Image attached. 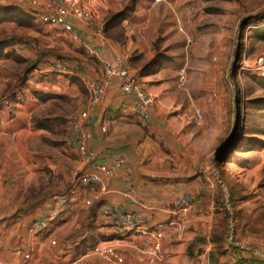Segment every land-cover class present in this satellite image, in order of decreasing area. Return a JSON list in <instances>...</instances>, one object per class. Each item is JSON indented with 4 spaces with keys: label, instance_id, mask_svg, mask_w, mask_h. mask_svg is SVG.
Masks as SVG:
<instances>
[{
    "label": "rangeland",
    "instance_id": "rangeland-1",
    "mask_svg": "<svg viewBox=\"0 0 264 264\" xmlns=\"http://www.w3.org/2000/svg\"><path fill=\"white\" fill-rule=\"evenodd\" d=\"M30 1L0 0L1 6L16 8L10 14L0 11V40H12L26 52L3 51L8 55L0 58V100L11 104L0 102V110L6 113L23 100L32 103L24 123L34 132L18 139H0V209L17 205L22 209L25 198L43 197L51 187V166L56 160L71 166L74 159L65 145L66 131L68 121L79 113V101L86 96L85 84L79 85L75 99L55 98L42 105V95L52 93L43 91L40 73L34 69H43L55 60L75 69L94 61L78 44L33 18ZM36 1L47 5L53 0ZM100 11L101 19L94 25L103 23L106 29L105 40L98 41L113 46L136 75L161 81L167 99L228 100L230 106L225 134L212 155V181L224 182L223 209L213 222L207 217L196 223L194 239L182 237L185 241L177 243L174 252L180 260L186 257L185 262L196 264L211 244L223 250L241 243L264 256V245L248 242V237L264 239V105H256L264 101V76L238 71L243 58L264 57V0H165L157 6H151V0H105ZM182 68L185 82L180 80ZM47 74L53 79L54 74ZM236 120L238 133L223 148ZM209 123L214 125V121ZM19 157L31 163L24 167ZM227 159L233 163L228 172ZM67 189L49 198L57 202L53 197Z\"/></svg>",
    "mask_w": 264,
    "mask_h": 264
},
{
    "label": "crops",
    "instance_id": "crops-1",
    "mask_svg": "<svg viewBox=\"0 0 264 264\" xmlns=\"http://www.w3.org/2000/svg\"><path fill=\"white\" fill-rule=\"evenodd\" d=\"M79 32L101 50L102 58L112 63L116 61L118 53L113 46L99 42L87 26L79 25ZM15 48L20 50L22 47L15 45ZM34 71L40 73L38 76L42 79L40 86L43 91L58 96L41 102L45 105L56 101L55 98L74 96L75 99L79 85L89 79L100 78L103 66L94 58V61L82 63L80 68H74V75L65 76L68 80L49 72L47 67ZM47 73L54 74L53 79ZM141 79L157 98L149 121L136 116L135 95L124 93L119 86L112 88L93 112V138L88 145L97 162L110 164L117 156L125 159L116 175L107 181L108 192L84 187L64 204L52 202L50 194L68 188L70 171L80 164L77 151L66 147L74 159L71 166L61 165L60 160L51 166L54 172L49 192L43 197L25 198L22 209L17 208L19 205L0 209V261L10 264H114L105 261L96 248L98 244L122 236L125 239L119 246L120 252L134 264H143L148 258V246L153 238L144 233L126 232L102 216L101 211L105 207L116 206L123 212L142 218L148 230L163 232V259L159 264H192L189 257V262H185L186 257L179 259L178 253L174 252L175 245L185 241L182 239L184 236V239L193 240L198 232V227L193 226L207 217L213 222L223 209L224 182L216 184L212 181L215 171L212 155L225 134L224 121L229 119L230 106L228 100H211L208 103L207 100L167 99L164 95L167 88L161 81L151 80L149 76ZM85 93L76 113L86 105V90ZM0 102L11 104L8 100ZM14 105L15 110L7 108L6 113L0 110L1 140L9 136L18 139L25 137V133H34L28 123H24L33 104L23 100V103ZM196 109H201L204 120L198 121ZM209 121H214V125H210ZM103 126L106 131L102 130ZM18 161L24 167L31 163V160L26 163L20 157ZM232 164L231 161L225 163L227 172L232 169ZM33 176L31 173L30 179ZM130 179L135 195L127 200L124 189ZM35 182L34 185H37ZM185 193L195 196L193 208L184 214H176L172 209L173 200ZM8 197L14 200L13 195ZM87 201L91 203L86 204ZM52 210L59 212L54 225L43 234L29 235V224ZM211 228L212 225L210 231ZM52 240L56 242L54 245ZM248 242L264 245V239L248 237ZM25 254L29 255L27 260H24ZM196 264H264V256L257 255L241 243L231 248L224 246L223 250L211 244L198 256Z\"/></svg>",
    "mask_w": 264,
    "mask_h": 264
},
{
    "label": "built area",
    "instance_id": "built-area-1",
    "mask_svg": "<svg viewBox=\"0 0 264 264\" xmlns=\"http://www.w3.org/2000/svg\"><path fill=\"white\" fill-rule=\"evenodd\" d=\"M105 0H53L50 4H42L36 0H31L29 4L34 8V13L38 21L43 25L56 30L61 36L68 38L71 42L78 44L85 50L89 56L97 59L103 66V75L100 78L87 80L85 88L88 99L84 108L68 121L65 145L68 149L76 150L80 164L70 171L69 187L62 195L54 196L53 199L61 204L66 203L71 198L79 194L84 187H96L99 192H108L107 181L113 178L118 169L125 162L124 157H115L110 164L99 163L96 160L95 153L89 148V141L93 138L91 125L93 124L94 109L102 102L107 93L119 86L124 93L135 95L136 116L144 121H149L152 117V110L156 107L157 98L148 91L145 82L126 64L122 55L116 56L114 63L102 58V52L99 48L93 46L89 40L82 37L79 32V25L87 26L96 38L105 40L104 33L106 26L103 23H97L101 19V7ZM165 0H151V6H157ZM22 55L26 52L19 50ZM49 72L62 76L74 75V68L71 64L55 60L47 66ZM239 73L246 71L254 72L264 76V57L249 61L243 58L239 63ZM180 80L186 81V70L182 68ZM198 121L203 120L201 109H196ZM106 131V127H102ZM124 195L130 200L135 195V189L132 180H127V187L124 189ZM87 201L86 204H90ZM195 203V196L190 193L176 196L172 203V209L176 214L188 212ZM58 210H52L43 218L34 219L27 228V233L32 236L47 232L56 222L59 214ZM101 214L104 218L112 222L117 227L128 231L144 233L153 238L148 246V258L143 264H159L163 259L162 239L163 232L152 231L145 228L143 219L132 213L123 212L119 207L107 206ZM125 238L116 236L108 241L98 244L96 251L107 262L114 264H134L132 260L126 258L119 250V246ZM52 245L56 242L51 241ZM29 258L24 255V260ZM0 264H10L0 261Z\"/></svg>",
    "mask_w": 264,
    "mask_h": 264
},
{
    "label": "trees",
    "instance_id": "trees-1",
    "mask_svg": "<svg viewBox=\"0 0 264 264\" xmlns=\"http://www.w3.org/2000/svg\"><path fill=\"white\" fill-rule=\"evenodd\" d=\"M12 7H14V6H1L0 5V11H2V12H4V13H12L13 11H15L16 10V8H12ZM29 14L34 18H36V16H35V13H33V12H29ZM9 19H11V16H10V18ZM37 19V18H36ZM38 21V20H37ZM41 25H43L40 21H38ZM15 43H13L12 42V40H9V39H3V40H0V58H3V57H5V56H7L8 55V52H4L3 53V49L4 48H8V49H10L9 51H11V50H14V49H16L15 48ZM16 50H18V49H16ZM18 52H19V50H18ZM1 53H3L4 55H1ZM20 53V52H19ZM51 63V62H50ZM49 63V64H50ZM48 64V65H49ZM261 76V75H260ZM140 77V76H139ZM141 78V77H140ZM45 97L44 98V100H47L48 98H52V97H58V96H53V94H51V95H47V94H43L42 95V97ZM256 105H258V106H260V105H264V101H262V103L261 102H257V104ZM38 128H41V125H38L37 126ZM231 160H229V159H227V160H224V163H227V162H230Z\"/></svg>",
    "mask_w": 264,
    "mask_h": 264
},
{
    "label": "water",
    "instance_id": "water-1",
    "mask_svg": "<svg viewBox=\"0 0 264 264\" xmlns=\"http://www.w3.org/2000/svg\"><path fill=\"white\" fill-rule=\"evenodd\" d=\"M239 126H240V123H239L238 120H236L235 125H234V128H233V131H232L230 137H229L228 140H226V142L222 145L223 148L228 147V146L232 143V141L234 140L235 136H236L237 133H238ZM220 149H222V148H220ZM220 149L218 150L217 153H219Z\"/></svg>",
    "mask_w": 264,
    "mask_h": 264
}]
</instances>
